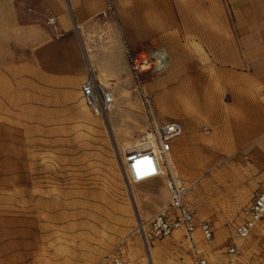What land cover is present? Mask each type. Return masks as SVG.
<instances>
[{
    "label": "rangeland",
    "instance_id": "1",
    "mask_svg": "<svg viewBox=\"0 0 264 264\" xmlns=\"http://www.w3.org/2000/svg\"><path fill=\"white\" fill-rule=\"evenodd\" d=\"M123 69L121 82L111 80L110 112H94L74 86L64 89L62 104L48 99L45 109L18 90L0 100V264H116L115 257L121 264L190 263L181 230L158 239L138 230L168 201L166 177L130 183L121 165L123 150L138 145L151 118L162 123L181 112V94L168 92L181 72L166 66L140 76L149 116L131 69ZM154 84L162 88L152 90ZM254 164L242 151L186 182L187 205L213 226L204 246L211 264H264V220L244 240L234 234L241 208L264 188V167ZM234 242L237 256L227 252Z\"/></svg>",
    "mask_w": 264,
    "mask_h": 264
},
{
    "label": "crops",
    "instance_id": "2",
    "mask_svg": "<svg viewBox=\"0 0 264 264\" xmlns=\"http://www.w3.org/2000/svg\"><path fill=\"white\" fill-rule=\"evenodd\" d=\"M108 1L0 0V100L18 90L42 109L62 104L89 72L115 89L125 45L161 48L182 76L168 91L182 100L170 120L182 125L170 151L182 181L242 151L264 167V0H110L118 21Z\"/></svg>",
    "mask_w": 264,
    "mask_h": 264
},
{
    "label": "built area",
    "instance_id": "3",
    "mask_svg": "<svg viewBox=\"0 0 264 264\" xmlns=\"http://www.w3.org/2000/svg\"><path fill=\"white\" fill-rule=\"evenodd\" d=\"M125 52L131 75L136 79L148 115L152 116L150 99L142 89L140 76L150 70L164 69L168 61L167 53L161 48L132 53L126 45ZM80 93L86 104L96 113H106L115 101L111 87L101 83L90 72L81 84ZM150 124V130L145 132L138 145L123 150L122 170L130 183L165 176L169 199L147 219L141 221L138 230L145 239L163 238L175 230H181L191 249V264H211L204 252V246H208L213 239V226L208 220H197L195 210L187 205L188 186L174 174L170 158L172 141L182 133V125L179 121L158 123L153 118ZM261 220H264V189L257 190L250 201L242 207L240 220L234 228L235 237L239 241L248 238ZM227 252L237 256L240 252L239 244L230 243ZM114 261L116 264L122 263L119 257H115Z\"/></svg>",
    "mask_w": 264,
    "mask_h": 264
},
{
    "label": "bare ground",
    "instance_id": "4",
    "mask_svg": "<svg viewBox=\"0 0 264 264\" xmlns=\"http://www.w3.org/2000/svg\"><path fill=\"white\" fill-rule=\"evenodd\" d=\"M165 66H167V63L165 64ZM114 104L110 105L109 108L107 109V112H110L113 108Z\"/></svg>",
    "mask_w": 264,
    "mask_h": 264
}]
</instances>
